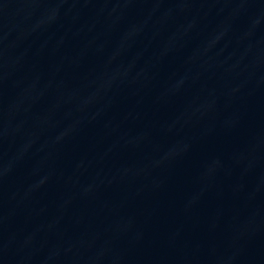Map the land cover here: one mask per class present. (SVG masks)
<instances>
[{"label": "water", "instance_id": "water-1", "mask_svg": "<svg viewBox=\"0 0 264 264\" xmlns=\"http://www.w3.org/2000/svg\"><path fill=\"white\" fill-rule=\"evenodd\" d=\"M263 96L264 0H0V264Z\"/></svg>", "mask_w": 264, "mask_h": 264}]
</instances>
